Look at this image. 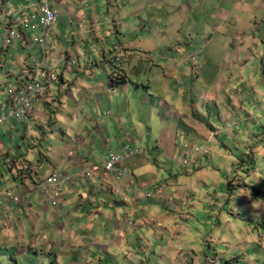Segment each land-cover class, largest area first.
<instances>
[{"label":"rangeland","instance_id":"rangeland-1","mask_svg":"<svg viewBox=\"0 0 264 264\" xmlns=\"http://www.w3.org/2000/svg\"><path fill=\"white\" fill-rule=\"evenodd\" d=\"M13 1L23 4L28 0ZM56 6L58 20L47 37L46 60L57 62L61 53H67L78 65L67 71L64 64L59 65L58 71L64 72L67 81L62 88L56 85L57 78L50 82L53 99L58 98L60 104L45 111L48 118L39 114L36 123L29 126L11 120L0 126V189L15 185L12 173L21 175V167L27 165L35 181L45 178L51 165L59 164L72 145L84 153L94 152L100 159L106 157L104 161L113 152L122 155L123 162L127 146L136 150L127 140L132 134L144 150L141 146L131 156L143 162L135 167L131 158L126 160V166L134 169L126 167L119 183L131 172L137 174V184L144 181V187H139L144 201L126 207L121 215L120 227L127 230L125 233L116 232L108 223L99 228L103 243L114 235L126 241L130 260L123 264H264V0H112L111 13L106 6L95 24L91 19L70 16L65 20ZM95 26L102 29V39H95ZM24 31L30 34L33 30L26 26ZM113 43L121 46L122 56L129 51L135 57L133 69H127L134 80L128 90L142 95L139 104L129 100L130 112L122 108L124 98H130L127 91L122 98L120 89L112 93L107 86L108 75L117 66L114 51L109 50ZM53 50L54 58L50 56ZM41 57L36 47L24 48L20 42L16 53L2 57L0 99L4 100L8 84L14 80L8 76V69L36 79ZM91 81L98 93L81 96L79 91H86ZM174 86L181 87L180 100L170 93L162 96ZM70 93L79 102H74ZM195 105L202 107L197 123L191 111ZM55 113L59 127L50 124L49 115ZM176 116L182 118L175 121ZM192 126L201 132L196 138ZM132 127L143 128V135L137 136V129ZM101 131L109 146L105 151H100ZM75 136L83 142L73 143ZM206 138L210 144L204 142ZM93 139L96 145L89 147ZM190 150L193 154L184 163ZM13 167L16 169L11 172ZM151 178L165 183L168 206L156 202L158 196H146L152 191L146 184ZM174 193L177 206L169 199ZM122 197L132 203V197ZM109 198L120 200L114 195ZM135 211L136 217L132 214ZM6 220L0 219V236ZM134 223L137 230L132 227ZM25 227L13 222V242L0 243V264H51L54 255H49L41 242L32 248ZM75 229L77 232L79 225ZM63 234L68 236L69 232L64 230ZM32 249L39 255L34 256ZM83 250L77 249L80 256ZM101 256L108 258L105 253Z\"/></svg>","mask_w":264,"mask_h":264},{"label":"crops","instance_id":"crops-1","mask_svg":"<svg viewBox=\"0 0 264 264\" xmlns=\"http://www.w3.org/2000/svg\"><path fill=\"white\" fill-rule=\"evenodd\" d=\"M34 1V0H31ZM77 1V4L75 3ZM118 2V0H116ZM186 1V0H185ZM244 1V0H243ZM111 2L112 0H53L54 6L59 8L61 17H64L66 20L68 16L79 19L82 21H86V19H91L92 23L95 24L97 18H100L103 16V12L105 7L107 6V10L110 12L111 10ZM189 2V1H187ZM189 5V3H187ZM191 7H195V5H192ZM111 13V12H110ZM107 17V14L104 15V18ZM57 22V21H56ZM55 22V23H56ZM61 22L62 18H61ZM60 22V23H61ZM52 25L53 27L55 26ZM58 23V24H60ZM50 28L49 35H51L52 27ZM99 31H102V29L98 26H95L93 28V35L95 39H102L99 35ZM108 40H105L107 43ZM19 43V42H18ZM18 43L16 44V50L18 47ZM21 44V42H20ZM113 48H111V45H109V50L112 52V56L115 57L116 61V68L112 73L108 75L109 82L113 80V86H110L109 82L107 83V86L109 87V91L114 93L116 89L121 90V97L122 93L124 91H127V93L130 95V98L125 99V105L122 107L124 110L130 112L131 104L129 102L130 99L135 104H139L141 102V95L142 93L140 91L136 92V96L131 93V91L128 90V87L131 86V83H134L133 78L130 76L127 69L132 70L135 57L131 56L129 51L125 55L122 56L121 54V46L117 47L115 43L112 44ZM51 47L53 49V44L51 43ZM126 49L129 48V45L125 46ZM38 50V48H36ZM16 50H11L12 52H16ZM54 50L52 54L50 55L52 58ZM103 56L106 55V52L103 51ZM111 57V58H113ZM61 58H64V61H60ZM106 58V57H105ZM117 58H119L117 60ZM67 62H70V65L67 66ZM52 68L55 71L54 79L57 78L58 82L56 85H59L60 88L64 87L66 84V79L64 77V72H59L58 67L60 64H64V70H74V65H78V61H75L72 59V56L67 53H61L58 56L57 62H53V59L49 60L48 62ZM78 71L81 70V67L78 66ZM134 74H137L138 71L133 72ZM121 76L126 77V81H123V78ZM198 77V75H197ZM93 83V84H92ZM181 87H172V91H164L162 93V96L165 95V93H170L171 97L174 99H179V93H180ZM80 95L83 97H87L90 93L91 95H94L98 93V88L94 84L93 81H91V86L86 90H80ZM174 94L177 96L175 97ZM209 92L207 91L205 93V96L207 97ZM70 96L73 98L74 102H77L75 96L73 93H70ZM116 96V94H115ZM211 96V93H210ZM179 100L175 103V106L173 107V110L176 109ZM164 104L167 105V108L170 109L171 106L163 99ZM79 102V101H78ZM60 104V101L57 99H53V95L51 93V87L49 86V96L48 100L40 105L36 110L37 115L32 119V121L28 124L25 123V125L29 126L31 123H36L38 119V115L41 114L43 116H46L48 118V114H46L45 111L48 110V108L55 107L57 108V105ZM163 104V105H164ZM108 108V107H107ZM192 116L194 117V123L199 122L201 120L202 116V107H197L196 105L191 110ZM107 113H109V110H107ZM176 113V111H173L172 114ZM36 114V113H35ZM130 114V113H129ZM186 114H189V111H187ZM169 115V113H168ZM131 116V115H130ZM170 117V116H169ZM168 117V118H169ZM182 118L181 116H176L174 119L175 121ZM49 119L51 120L50 124H56L59 127V121L57 119V113H55L53 116L49 115ZM72 121H74V118H72ZM120 126H123L120 124ZM196 132L192 135L194 138L198 134H201L199 130L192 126ZM203 127V126H202ZM136 128L132 127L131 129ZM137 129V136H141L144 133L143 128H136ZM205 129V127H203ZM64 134V132H63ZM25 135V134H24ZM23 135V136H24ZM65 135V134H64ZM100 138H102V148L100 151H105L107 148L109 149V146L107 147V143L104 138V133L101 131ZM208 138V137H207ZM207 138L204 140V142H208L207 144L211 143V140H207ZM127 140H129L130 143L136 147L135 149L143 148L144 145L138 144V139L134 138L132 134H129L127 137ZM73 143L83 142V138H78L75 136V139L72 140ZM200 143V142H199ZM89 147H94L96 145V139H93L88 143ZM75 145H72L74 147ZM70 148L67 156H61L60 163L55 165H51L50 172L48 174H51L53 172L57 173H68L74 177V181L70 184H68L63 193V198L59 201V204L57 206H53L52 204H48V198H46L42 193L37 192L34 188H32V185H36L38 181H35L32 178V171L30 172H24L23 175L18 174L16 171L13 174V181L15 182V185L8 187V189H14L17 193H23V201L29 200V202L26 205H16L13 203L7 202L3 198V193L6 190L0 189V219L7 218L8 220L4 221L2 232L5 234V238H3L2 234L0 236V243L1 245H4V242H8L7 245L12 243L11 240V225L13 222L18 221L23 224V226L29 227V229L24 228V233L26 231H29V235L31 238V247L34 248L37 246L40 242L42 245L48 250L49 255H54V259L51 264H123L122 261H129L130 258L126 256V253L130 255V252L127 250L126 241L122 240L121 236H115L113 237V241H107L106 243L102 242V236H100L99 228L100 226L106 227V224H110L112 227H115L116 232L123 231L124 233L127 230H122L120 227V217L124 213L126 207H135L136 205H139V203H142L144 201V194L139 192V187H144V181L139 182L138 181V175L134 172H131L132 174L129 175L126 180H122L121 183H115L112 184L109 181V176L105 174L104 167V159L106 157H102L101 159L98 156L94 155V152H88L84 153L82 148ZM81 152L84 153V155H81ZM144 152V151H143ZM146 156L149 152L146 150ZM138 154V153H137ZM144 157V155H141ZM126 159L122 162L124 167H127L128 169H134L132 166H126V160L130 159L132 160V163H134L135 167H138L142 165L143 160L138 159L137 156L133 157H125ZM30 168V166H29ZM16 168L12 169L11 172H13ZM20 167H17V170H19ZM86 172H92V175L90 177H86ZM29 179H32L29 182ZM136 179V180H135ZM33 181L35 183H33ZM154 178H151L149 182H146L147 185H150L149 187H152L154 185H165V183L162 180H159V182H154ZM17 182L20 183V186L17 185ZM30 183V184H29ZM137 184V185H136ZM30 187V188H27ZM138 187V189H137ZM166 187V186H164ZM179 189V187H177ZM24 190H27L28 192H24ZM119 191V193H117ZM40 196L41 198L37 197ZM128 195L129 197H134L135 202L130 203L123 200L122 195ZM174 193L173 197L170 200L177 199V196ZM110 195L119 196L120 200L109 198ZM27 196V197H26ZM173 200V205L177 206V203ZM156 202L161 203L163 206L164 203L168 206L166 199L164 196L159 199H155ZM129 205V206H128ZM23 207L24 210L21 208ZM151 209V208H149ZM18 212V214H17ZM132 214L136 217L138 214V211L132 212ZM12 215V217H10ZM142 220L140 223V227L144 226V210L142 211ZM27 221V223H25ZM61 221V222H60ZM11 222V223H9ZM45 223L42 227L41 224ZM25 224V225H24ZM132 226L135 230L136 223ZM76 225H79V230L76 232ZM81 228V229H80ZM23 230V227L20 228ZM143 229V227H141ZM64 230H67L69 232V235L66 236L63 234ZM113 234V231L111 232ZM25 235V234H24ZM24 235H21V238L24 239ZM15 240L17 237H13ZM141 240H144V235L142 237H139ZM14 240V241H15ZM90 240L91 243L88 241ZM125 240L126 237H125ZM12 241V242H11ZM92 246H95L98 251L92 250ZM84 248L83 250V256H80L77 252V249ZM55 251H58V253H55ZM32 252L34 253V256H38L39 253H37V250L32 249ZM101 253H105L107 257L101 256ZM139 260V257H138ZM16 263V261L14 260Z\"/></svg>","mask_w":264,"mask_h":264},{"label":"built area","instance_id":"built-area-1","mask_svg":"<svg viewBox=\"0 0 264 264\" xmlns=\"http://www.w3.org/2000/svg\"><path fill=\"white\" fill-rule=\"evenodd\" d=\"M9 1L0 0V51L5 53L14 50L18 42H21L25 47L36 46L42 55V63L40 64V72L35 74L36 79L33 80H29L23 75H21L22 78H16L17 73L13 70L8 73V76L13 77L14 80L9 82L4 100L0 99V126L9 120L29 124L35 117L36 109L47 101L50 82L54 79L55 74L54 69L46 60L47 37L50 27L58 18V11L52 3L53 0H28L23 4L18 3L15 7H9ZM3 2L7 5H2ZM26 26L32 28V33L29 34L24 31ZM60 61H64V58H61ZM69 65L70 62H67V66ZM15 127L12 124L11 128L15 129ZM135 152H138V149L132 150L127 146L125 157H129ZM192 154V150L187 151L184 163L190 159ZM122 158V155L111 152L104 162L105 174L110 177L109 181L112 184L119 183L127 170L121 162ZM91 175L92 172L85 173L86 177ZM73 181L74 177L68 173L53 172L45 178L39 179L37 184L32 185V187L48 198L49 203L57 206L63 198L65 187ZM33 183L35 182L33 181ZM164 191L163 185H154L152 191H147L146 196L162 198ZM3 198L16 205L23 202L22 195L20 196L14 189L6 190L3 193ZM172 198L170 197V199ZM130 201L134 203L135 198L133 197Z\"/></svg>","mask_w":264,"mask_h":264},{"label":"trees","instance_id":"trees-1","mask_svg":"<svg viewBox=\"0 0 264 264\" xmlns=\"http://www.w3.org/2000/svg\"><path fill=\"white\" fill-rule=\"evenodd\" d=\"M4 1V0H3ZM35 1V0H34ZM18 3L17 2H15V1H9V4H8V6L9 7H15L16 5H17ZM2 5H7L5 2H3V4ZM21 45H22V47H24V48H26L22 43H21ZM34 47H36V46H34ZM37 48V47H36ZM14 50H16V48L14 49ZM12 51H9V52H5V53H2L1 51H0V66H1V62H2V57L3 56H6V55H10V53H11ZM14 53H16V52H14ZM8 73H10L11 72V69H8V71H7ZM7 73V74H8ZM21 75H23V73L22 72H19V73H17L16 74V78H22V76ZM122 78H123V81H126L127 79H126V77L125 76H121ZM27 78H28V76H27ZM113 80H111L110 82H109V84H110V86H113V82H112ZM54 115V114H53ZM52 114H50V116H53ZM14 168V167H13ZM12 168V169H13ZM21 168H23V170H24V172H26L27 170V172H30V170H31V168H29V165H27L26 167L25 166H23V167H21ZM20 168V169H21ZM11 169V170H12ZM32 171V170H31ZM19 174V173H18ZM30 174H31V172H30ZM21 175H23V173L21 174ZM228 185H231V181H228ZM253 188L259 193V194H261V192L255 187V186H253ZM125 201V200H124Z\"/></svg>","mask_w":264,"mask_h":264},{"label":"clouds","instance_id":"clouds-1","mask_svg":"<svg viewBox=\"0 0 264 264\" xmlns=\"http://www.w3.org/2000/svg\"><path fill=\"white\" fill-rule=\"evenodd\" d=\"M57 20H58V18H57ZM51 28V27H50ZM48 100V99H47ZM46 102V101H45ZM37 111V110H36ZM36 113V112H35ZM34 122V121H33ZM130 157V156H129Z\"/></svg>","mask_w":264,"mask_h":264}]
</instances>
